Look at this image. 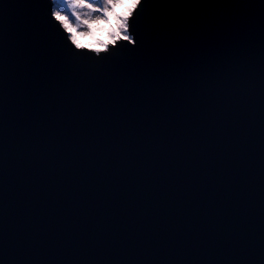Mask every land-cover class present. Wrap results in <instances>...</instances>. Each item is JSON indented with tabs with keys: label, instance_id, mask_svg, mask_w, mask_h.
Instances as JSON below:
<instances>
[{
	"label": "water",
	"instance_id": "water-1",
	"mask_svg": "<svg viewBox=\"0 0 264 264\" xmlns=\"http://www.w3.org/2000/svg\"><path fill=\"white\" fill-rule=\"evenodd\" d=\"M137 16L97 63L0 0V264H264V0Z\"/></svg>",
	"mask_w": 264,
	"mask_h": 264
},
{
	"label": "snow or ice",
	"instance_id": "snow-or-ice-1",
	"mask_svg": "<svg viewBox=\"0 0 264 264\" xmlns=\"http://www.w3.org/2000/svg\"><path fill=\"white\" fill-rule=\"evenodd\" d=\"M146 2L139 0L133 6L132 0H46V6L52 28L65 42L66 56L80 61L100 58L99 63L118 56L128 45H132L129 51L135 50L138 40L134 23ZM94 25L99 26L102 39L80 43L77 30L79 36H90ZM97 44L103 47L97 48Z\"/></svg>",
	"mask_w": 264,
	"mask_h": 264
},
{
	"label": "rangeland",
	"instance_id": "rangeland-1",
	"mask_svg": "<svg viewBox=\"0 0 264 264\" xmlns=\"http://www.w3.org/2000/svg\"><path fill=\"white\" fill-rule=\"evenodd\" d=\"M98 27L99 26H93V34L90 36H79L78 34V30H77V39L79 40L80 43L82 44H88V43H95V40L97 39H102V37L99 36V32H98ZM105 43H107V41H105ZM97 48H102V45H95Z\"/></svg>",
	"mask_w": 264,
	"mask_h": 264
},
{
	"label": "clouds",
	"instance_id": "clouds-1",
	"mask_svg": "<svg viewBox=\"0 0 264 264\" xmlns=\"http://www.w3.org/2000/svg\"><path fill=\"white\" fill-rule=\"evenodd\" d=\"M139 3V0H132V4H133V6L135 5V4H138Z\"/></svg>",
	"mask_w": 264,
	"mask_h": 264
}]
</instances>
